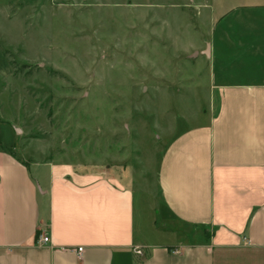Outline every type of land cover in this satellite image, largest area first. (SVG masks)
Segmentation results:
<instances>
[{"label": "crops", "instance_id": "obj_1", "mask_svg": "<svg viewBox=\"0 0 264 264\" xmlns=\"http://www.w3.org/2000/svg\"><path fill=\"white\" fill-rule=\"evenodd\" d=\"M225 35L202 52L210 121L177 129L139 179L49 160L33 173L0 141V264H264V0L229 49Z\"/></svg>", "mask_w": 264, "mask_h": 264}, {"label": "rangeland", "instance_id": "obj_2", "mask_svg": "<svg viewBox=\"0 0 264 264\" xmlns=\"http://www.w3.org/2000/svg\"><path fill=\"white\" fill-rule=\"evenodd\" d=\"M259 3L0 0V141L15 137L33 173L49 160L139 179L177 129L210 121L202 52L221 30L226 49L237 43Z\"/></svg>", "mask_w": 264, "mask_h": 264}, {"label": "built area", "instance_id": "obj_3", "mask_svg": "<svg viewBox=\"0 0 264 264\" xmlns=\"http://www.w3.org/2000/svg\"><path fill=\"white\" fill-rule=\"evenodd\" d=\"M50 241L49 237L48 236H42L40 238V243L43 244V245H46L48 244ZM83 251V248H79L78 249V253H81ZM174 253H178L177 251H175ZM138 254H141V252H138Z\"/></svg>", "mask_w": 264, "mask_h": 264}, {"label": "trees", "instance_id": "obj_4", "mask_svg": "<svg viewBox=\"0 0 264 264\" xmlns=\"http://www.w3.org/2000/svg\"><path fill=\"white\" fill-rule=\"evenodd\" d=\"M11 65H14V63H11Z\"/></svg>", "mask_w": 264, "mask_h": 264}]
</instances>
